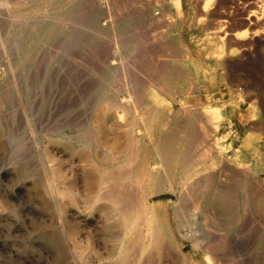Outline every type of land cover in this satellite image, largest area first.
Here are the masks:
<instances>
[{
  "label": "rangeland",
  "instance_id": "obj_1",
  "mask_svg": "<svg viewBox=\"0 0 264 264\" xmlns=\"http://www.w3.org/2000/svg\"><path fill=\"white\" fill-rule=\"evenodd\" d=\"M168 128L181 157L148 202L175 244L195 253L183 222L210 260L264 264V0H0V264H113L101 177L148 174Z\"/></svg>",
  "mask_w": 264,
  "mask_h": 264
},
{
  "label": "bare ground",
  "instance_id": "obj_2",
  "mask_svg": "<svg viewBox=\"0 0 264 264\" xmlns=\"http://www.w3.org/2000/svg\"><path fill=\"white\" fill-rule=\"evenodd\" d=\"M247 34L248 33L245 30L237 35L238 37L244 38L247 36ZM34 38H35V32L31 34L28 33L27 31V33L23 37V42H22L23 45L25 44L23 46L25 48L23 50L24 53L26 49L30 47V45L32 44ZM127 68L125 67L126 70ZM125 75L126 74H124L123 76ZM125 97L127 96H125L124 94H120L118 95V98H114V99L106 98L105 100V104L107 105V107L113 110L116 119L121 118L119 109L124 110L127 107V105H125L126 103H124L126 101ZM128 133L131 136V140L139 144L140 146L144 143V141L148 138V136H151V130L149 124L146 123L144 124V126H140L139 124L136 123V121L130 123ZM161 139H162L161 143L157 145L156 148L157 157L146 163L147 164L146 170H148L149 172L145 176H143L144 171L142 172L143 174L141 175L139 174L144 169L142 167L143 165L142 164L135 168L134 173L129 172L128 174V172L123 171L122 168H119L122 169L120 171L117 169L119 172L118 180L111 178L109 175L106 176L105 173H104L105 177L104 176L101 177L99 189H101L102 187H106V188L102 194L96 197V199L108 198L107 200H109L113 206L110 213L113 214V216L117 217L120 227L119 229L120 232H117L119 234L117 235L118 238L116 237L117 256L113 264H163L165 263L164 261L165 260L167 261L168 259V258L166 259V256L170 257L169 259L174 264H218L215 259H213L215 260L213 261L210 260L211 258L209 259L208 257L209 249L205 248L204 245L205 243L203 242V240H200L201 237L199 236L202 235V231L201 232L197 231L193 233V231L186 228L187 226L185 227V223L179 222L181 234L184 237L190 239L193 246V250H195V253H192L191 255L183 253L182 248L180 246L178 247L175 244L173 237L172 235H170L164 221L160 219V216H162L163 214L164 204H159L157 202H153V203L148 202L151 195L160 193L164 189L171 188L169 186L163 185L164 180L161 175V171L163 169L162 167L165 168L169 166L172 160L180 159L182 153V151H180L182 142L178 130L168 128L167 132L162 134ZM130 163H128V166L131 165ZM123 168L126 169V167ZM113 172H110V175ZM194 175L195 173L186 174L185 182L186 180H190V178L193 177ZM203 178H208V176H205ZM210 178L211 177H209L208 179ZM144 180L145 182H143ZM130 181L137 183V185L139 184L138 189L136 188L137 190L135 191L137 194L136 196L133 195L135 193H132L134 192V189L132 190L128 187L129 183L127 182ZM194 208H196V206ZM202 216L204 215L202 214L201 218ZM204 219L205 217L201 220L202 221L201 223L206 225ZM54 246L57 247L56 245ZM198 252H202L205 262L199 260V256H197ZM82 261L83 264H93L90 260H87L85 258H82ZM232 262L231 261L228 263L221 262V264H239L238 262H234V263Z\"/></svg>",
  "mask_w": 264,
  "mask_h": 264
}]
</instances>
